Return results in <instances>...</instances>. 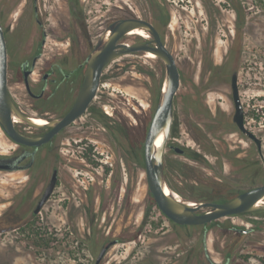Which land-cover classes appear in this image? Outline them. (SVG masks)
Masks as SVG:
<instances>
[{"label":"rangeland","instance_id":"obj_1","mask_svg":"<svg viewBox=\"0 0 264 264\" xmlns=\"http://www.w3.org/2000/svg\"><path fill=\"white\" fill-rule=\"evenodd\" d=\"M31 9L32 0H0L8 43H18V34L21 42H30L26 34L36 32ZM46 10L44 20L60 31L51 32L47 43L64 53L80 32L87 54L112 21L151 20L181 71L170 140L185 153L167 150L169 179L184 193L209 201L264 184V0H51ZM235 10L249 21L242 33L246 65L240 88L247 125L263 138V156L233 127L218 130L223 115L233 110L230 79L223 77L232 65L223 55L226 18L233 19ZM212 19L215 48L202 50L211 45ZM66 25L69 30H62ZM140 38L127 34L124 41ZM74 49L81 56L83 50ZM103 77L97 102L113 115L91 121L84 116L59 135L57 155L66 158L62 184L38 216L29 220L33 210L18 206V171H0V264H96L102 246L114 239L118 242L99 264H210L202 227L175 225L149 190L144 147L165 82L164 63L131 53L108 64ZM1 146L15 144L0 130ZM233 226L254 230L242 234ZM207 243L215 262L224 263L229 253L232 264H264V215L224 217L210 226Z\"/></svg>","mask_w":264,"mask_h":264},{"label":"flooded vegetation","instance_id":"obj_2","mask_svg":"<svg viewBox=\"0 0 264 264\" xmlns=\"http://www.w3.org/2000/svg\"><path fill=\"white\" fill-rule=\"evenodd\" d=\"M51 0H32V9H33V24L36 25L35 27V33L29 32L26 34L27 38L30 39V42H21L20 34H18V43H8L7 35L5 28L3 26V23L1 22L4 32H5V38H6V44H7V53H8V89L10 96L12 97V100L14 101L15 105L17 106L18 110H20L23 114L29 117H37L41 118L42 122L39 124H46L50 120L59 118L66 113H68L72 107L74 106L78 94L80 92L81 86L83 84L84 78H85V71L87 67V60L92 52V50L89 53H85L83 48L84 42L81 38V32L79 33V41L76 43L69 42V48L65 49V53L61 50H59V47H51L48 45L47 40L50 35V33H54L56 30L59 31L58 28L54 27V25H50L46 20L49 18L46 17L47 13H50L46 10V5L49 4ZM20 4L18 5V7ZM26 5H23L22 8V15L23 12L26 11ZM31 9V10H32ZM212 13H214V16H216L215 7L212 6ZM130 17H137V18H143L139 16H130ZM122 18H128V17H122ZM120 19V18H118ZM116 19V20H118ZM151 23H153L151 20L147 18H143ZM114 20V21H116ZM211 22L209 28H210V34L212 35L211 38V45L206 44L202 46V50H205L206 48H210L211 51H214V42L217 37V31H216V22L214 19ZM228 23H225L226 27H228L227 32L225 33L226 41V47H225V53L223 55L224 60L230 61L232 65L231 71L224 75L225 81L226 77L229 80V87L231 89V100H232V106L233 110L228 115L225 114L222 117V124L225 125V127L222 124H219L218 130H223L224 128L228 127L234 128L235 131L239 132L240 134H243L247 138H249L251 141H253L256 144V147L263 156V138L259 136L255 131H253L246 122V111L245 106L241 97V88H240V76H241V70L244 69L246 65L245 55H244V49H243V36L242 33L246 32V26L249 23V21H246V16L243 17V14L240 10H235L233 19L226 18ZM112 21L108 27L114 22ZM154 24V23H153ZM156 27V25L154 24ZM63 27V26H62ZM107 27V29H108ZM66 27L62 28V30H65ZM157 28V27H156ZM106 29V30H107ZM69 30V27L66 31ZM105 30V31H106ZM158 30V28H157ZM159 31V30H158ZM60 32V31H59ZM160 32V31H159ZM129 34V33H128ZM131 34V33H130ZM103 35V34H102ZM101 35V36H102ZM127 35V34H126ZM161 35V33H160ZM39 36V39H38ZM140 36V35H139ZM69 36L64 37L63 39L59 38L58 40H64L68 38ZM140 42L148 41L151 39V35L149 38H146L144 36H140ZM162 38V36H161ZM100 39V38H99ZM163 40V39H162ZM33 41V42H32ZM37 41V42H36ZM121 41H124V37L121 39ZM98 42V41H97ZM164 42V41H163ZM129 43V42H126ZM134 43V44H136ZM131 44V43H129ZM166 45V43L164 42ZM13 46L15 48H13ZM75 46H78L82 51L81 56H76V50L74 49ZM167 46V45H166ZM209 46V47H207ZM49 47V49H48ZM168 47V46H167ZM204 47V48H203ZM74 49V50H73ZM169 49V47H168ZM170 50V49H169ZM171 51V50H170ZM143 51H137L133 53H138ZM172 52V51H171ZM147 54V52H143ZM173 53V52H172ZM131 54V53H130ZM174 54V53H173ZM128 55V54H126ZM124 56V55H123ZM175 56V55H174ZM122 57V56H121ZM176 58V57H175ZM117 59V58H116ZM156 59L163 62L164 61L156 56ZM115 60V59H114ZM112 62V61H111ZM110 62V63H111ZM178 69L180 72V85H181V71L178 64V61L176 59ZM109 63V64H110ZM108 66V65H107ZM165 66V64H164ZM106 68V67H105ZM104 68V70H105ZM166 69V68H165ZM103 70V73H104ZM103 73L101 76V82L98 87L97 93L93 100L88 105L87 109L83 114L78 116L75 120H73L70 124L63 127L61 130H59L56 134H54L48 141L40 144V145H28L25 143H21L16 141L14 138H12L7 131L5 130L4 126L0 122V130L3 134V136L6 138L7 143H14L15 146H9L5 148L4 146H1L3 149H0V166L4 165H10L14 166V169L8 170L3 167L0 168V171L4 172H13L18 171V186H22L18 192V206L24 207L26 210H33L31 214V218L29 220H32L38 216L39 213L43 211V209L46 208V206L53 200L54 197H56V192L59 186L62 184V172L64 165L66 163V158L64 156L57 155L59 152V144L56 143V140L58 139L59 135L69 126L74 124L77 120L80 118L87 116L89 120L91 121L98 119L100 116L110 118L111 115H113V112L105 109V114L102 111V104H98L97 97L99 96V90L103 82ZM234 73H237L238 77V86L240 90V97L241 102L244 107V122L246 128L251 130L258 138L262 141V147L259 148L258 144L254 139L246 135L237 125V123L234 120V114H235V102L233 98V92H232V75ZM228 83V82H227ZM179 85V88H180ZM178 88V90H179ZM178 93V91H177ZM175 94V97L177 95ZM175 97H174V103H175ZM158 105V104H157ZM102 107V108H101ZM157 108V107H156ZM156 111V110H155ZM155 114V113H154ZM90 115V116H89ZM110 115V116H108ZM154 116V115H153ZM15 119V120H14ZM153 119V117H152ZM151 119V122H152ZM173 119H174V106H173ZM150 122V124H151ZM14 128L23 136L27 138H36L39 136H42L46 133H48L51 130V126H43V127H35L30 124H28L26 121L19 119L17 120V117L13 118ZM173 125V121H172ZM213 126V125H212ZM150 127V125H149ZM232 128V129H233ZM149 130V128H148ZM171 132H172V126H171ZM171 132L165 147L164 151V168H165V176L168 183V164L165 161V154L167 150H173L176 153L183 155L185 153V149L183 147H180L179 145H175L171 143L170 136ZM148 133V131H147ZM147 136V135H146ZM213 138V137H212ZM146 141V139H145ZM181 148L183 151L179 152L176 150V148ZM90 152L93 151V148L89 146ZM144 156H145V147H144ZM88 157V156H87ZM91 157V156H90ZM145 170H146V160H145ZM147 175V171H146ZM23 176V177H22ZM55 180V186L50 193L49 197L45 200V202L40 207L39 211H36V208L38 207L40 201L42 200L47 188L51 184V182ZM148 180V179H147ZM172 182V181H171ZM173 183V182H172ZM63 184L65 185L64 181ZM149 185V183H148ZM169 185V183H168ZM176 185V184H175ZM263 185V184H261ZM253 186L250 188H247L245 190L240 191L238 194L245 192L247 190H250L252 188L261 186ZM170 186V185H169ZM177 186V185H176ZM171 187V186H170ZM172 188V187H171ZM179 188V187H178ZM173 189V188H172ZM181 190V188H179ZM150 190V187H149ZM176 194L185 200H192L184 197L181 193H179L177 190L173 189ZM24 191V192H23ZM183 192V190H181ZM151 192V190H150ZM152 194V192H151ZM186 194V193H185ZM188 196H191L189 194H186ZM153 198L154 195L152 194ZM234 196V197H235ZM196 197V196H195ZM232 197V198H234ZM230 198V199H232ZM64 199V198H63ZM65 199H68L70 204L71 197L68 196ZM229 199V200H230ZM155 200V198H154ZM193 201H209L204 198H200V200H193ZM228 201V200H225ZM209 202H224V201H209ZM155 205L160 209L158 206L156 200ZM69 208V206H67ZM161 210V209H160ZM264 210V209H261ZM203 210H200L199 212H202ZM258 211V210H257ZM256 212V211H254ZM254 212L249 213H243V214H235V215H245V214H255ZM161 213L165 215L162 210ZM77 215V214H76ZM75 215V216H76ZM235 215H229V216H235ZM256 215H264V214H256ZM166 216V215H165ZM228 217V216H225ZM224 218V217H222ZM221 218V219H222ZM170 219V218H169ZM29 220L27 222L29 223ZM65 220L67 223L70 219V211H68L65 214ZM171 220V219H170ZM220 220V219H218ZM218 220H214L212 222H209L207 224H201V225H187V224H178L171 220L175 225L178 226H200L203 229L202 234V243H203V249L204 254L207 259V261L210 264H232V256L231 254L225 255V262L224 263H218L215 262L210 255L209 249H208V243H207V234L208 230L210 229V226L216 223ZM233 231L242 233V234H249L251 233L254 228H241L237 226L232 227ZM248 230V231H244ZM116 242H118L117 239L111 240L105 245L102 246L99 255L103 248H105L107 245L109 247L106 249V252L111 248L112 245H114ZM106 252L102 256V258L98 261V257L96 259V264H99L103 257L105 256ZM239 264H252V263H239ZM261 264V263H260Z\"/></svg>","mask_w":264,"mask_h":264},{"label":"water","instance_id":"obj_3","mask_svg":"<svg viewBox=\"0 0 264 264\" xmlns=\"http://www.w3.org/2000/svg\"><path fill=\"white\" fill-rule=\"evenodd\" d=\"M136 28L144 29L151 35V39L136 44L121 41L126 34ZM108 30H110L109 35H107ZM137 51L155 53L156 56L164 61L166 68L164 89L161 91L159 102L145 141L147 179L150 190L162 212L178 224L201 225L225 216L264 209V184L242 192L224 202L193 201L178 198L176 192L168 185L164 168V151L171 132L174 97L180 85V72L176 58L164 44L160 32L153 23L143 18H120L108 27L88 57L85 78L74 106L65 115L52 119L43 125L37 124L34 122L33 117L26 116L18 110L10 96L8 89L7 44L5 32L0 22V122L7 133L18 142L28 145H40L48 141L59 130L85 112L97 93L104 68L114 59ZM231 85L235 102L234 120L238 127L246 135L254 139L258 147L261 148V139L245 126L244 107L241 102L237 73L232 75ZM14 117L22 119L35 127L51 126L52 128L42 136L27 138L14 128ZM161 134L164 135L163 142L160 146L156 147V139ZM176 150L179 152L183 151L178 147ZM1 167L8 170L14 169V166L10 165H2ZM54 186L55 180L47 188L36 211H39ZM166 188L171 191L169 194L166 193ZM260 200H263L262 204H258ZM200 210L203 211L199 212ZM108 247L109 245L102 249L98 261L102 258Z\"/></svg>","mask_w":264,"mask_h":264},{"label":"bare ground","instance_id":"obj_4","mask_svg":"<svg viewBox=\"0 0 264 264\" xmlns=\"http://www.w3.org/2000/svg\"><path fill=\"white\" fill-rule=\"evenodd\" d=\"M130 33H131V34H135V35L144 36V37H146V38H149V37H150V35H149L144 29H141V28H136V29L130 31ZM130 33H129V34H130ZM109 34H110V30H108L107 35H109ZM146 55H147L148 57H150V58H156V54L153 53V52H148ZM163 89H164V87H163ZM14 120H15V119H14ZM17 120H18V118H17ZM33 120H34V122H36L37 124H39V123L42 122V119H41V118H37V117H33ZM163 138H164V135L161 134V135L156 139V142H155V146H156V147H157V146H160V145L162 144V142H163ZM165 191H166L167 194H169V193L171 192L168 188H166ZM176 196H177L178 198H180L178 195H176ZM262 203H263V200H260L258 204H262Z\"/></svg>","mask_w":264,"mask_h":264},{"label":"trees","instance_id":"obj_5","mask_svg":"<svg viewBox=\"0 0 264 264\" xmlns=\"http://www.w3.org/2000/svg\"><path fill=\"white\" fill-rule=\"evenodd\" d=\"M168 183H169V185H170L173 189L177 190V191H178L179 193H181L184 197H186V198H188V199H192V200H200V197H195V196H188V195H186L184 192H182V191L178 188V186H176L174 183H172L170 179H168ZM254 213H255V214H264V210H258V211L254 212Z\"/></svg>","mask_w":264,"mask_h":264}]
</instances>
